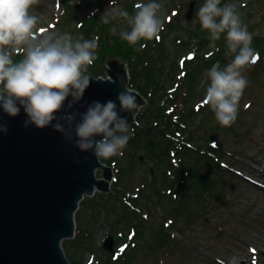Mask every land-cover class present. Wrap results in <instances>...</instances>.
<instances>
[{"label": "rangeland", "instance_id": "rangeland-1", "mask_svg": "<svg viewBox=\"0 0 264 264\" xmlns=\"http://www.w3.org/2000/svg\"><path fill=\"white\" fill-rule=\"evenodd\" d=\"M157 2L163 5V14L170 18L165 30L160 33L162 38L165 37L168 54V58L158 61L161 82L168 80L164 86L170 87V77L173 75L170 69L186 62L185 58L191 60L189 65L199 64L193 94L181 88L180 84L176 90L181 89L178 91L181 95L176 99L178 105L193 108L195 115L188 119L189 127L202 137L201 147L214 142L215 146L212 147L223 154L222 161L227 163L223 169L233 175L227 172L218 177L214 173L212 180L217 178V183L210 182L214 186L211 205H203L191 192L187 201L179 203L174 194L178 190L168 184L160 191L164 194L161 195L162 199L157 201L154 192H157L159 184L163 185V179L156 171L151 174L150 169L161 172L168 164L154 163L149 156L143 157L142 162L134 156L127 161L118 159L116 166L120 168L126 164L129 170L122 175L113 169L115 179L110 194L97 192L91 198L85 197L76 213V237L63 242L64 251L70 262L74 260L75 264H220L222 260L226 264L231 256H236L239 264H264V0H221L222 5H237L252 40L259 38L252 42L259 45L253 48L255 64L245 72L248 87L241 98L238 117L230 127L220 126L210 107L203 104L206 87L210 83L207 70L217 61L223 67L232 59L225 54L223 34L221 40L216 42L218 50L212 49L209 47L208 33L202 30L198 19L195 24L192 22L205 0ZM135 3L137 0H113L109 7L111 0H39L32 12L39 17L40 29L68 32L74 37L83 35L85 39H91L98 37L94 33L102 35L103 27H107L111 33L117 34L109 37L107 43L124 47L127 42L120 38L119 33L122 29H128L126 22L117 17L106 24L100 18L105 11L112 14L127 10L132 14L131 6L134 8ZM192 3L193 15L189 20L186 15ZM190 36L195 39L186 44L192 48L182 51L184 40L190 39ZM199 38L202 39L204 52L202 62L191 57L192 52L202 57L196 50ZM99 39L98 49L103 44L102 36ZM99 57L89 68L88 74L104 71L108 60ZM21 58L20 55L14 57L15 60ZM158 97L161 101L162 96ZM168 108L171 110L173 105ZM208 137L211 139L207 142ZM184 138L187 140L186 135ZM135 156L139 157V154ZM193 156L197 159V153ZM202 159L205 157L202 156ZM232 169L241 170L261 186L234 173ZM102 174L98 170L97 177L101 178ZM170 179H173L172 175ZM144 181L151 182L153 189L146 188L142 183ZM209 188L201 189L207 192ZM109 236L114 239L115 255L103 247Z\"/></svg>", "mask_w": 264, "mask_h": 264}, {"label": "clouds", "instance_id": "clouds-1", "mask_svg": "<svg viewBox=\"0 0 264 264\" xmlns=\"http://www.w3.org/2000/svg\"><path fill=\"white\" fill-rule=\"evenodd\" d=\"M112 3L113 0L109 7ZM38 4L39 0H0V109L15 118L22 108L27 117L25 128L51 126L66 134L69 142H73L74 131L75 146L82 152L91 151L97 159L123 156L135 128L120 112L131 113L136 122L140 107L136 95L125 86V91L117 94L119 110L111 99L103 103L93 100L83 113L68 111L58 116L66 102L71 110L83 99L91 82L89 68L97 59L99 37L85 39L83 35L74 37L68 32L38 28L39 17L32 12ZM162 9L157 0H137L132 14L127 10L112 14L105 11L100 19L106 24L117 17L126 22L128 29L120 31V38L143 51L146 44L141 41H159L170 19ZM195 15L192 22L198 19L208 33L209 47L218 50L216 42L223 34L225 54L232 57L223 67L217 61L207 70L210 83L203 99L220 126L230 127L238 117L240 101L248 87L245 72L255 64L253 37L234 3L222 5L221 0H205ZM17 55L22 58L15 60ZM60 121H65L68 128ZM7 132V125L0 123V133ZM226 264H239V260L231 256Z\"/></svg>", "mask_w": 264, "mask_h": 264}, {"label": "water", "instance_id": "water-1", "mask_svg": "<svg viewBox=\"0 0 264 264\" xmlns=\"http://www.w3.org/2000/svg\"><path fill=\"white\" fill-rule=\"evenodd\" d=\"M192 15L193 3L186 17L191 20ZM104 72L105 76L90 77L83 99L73 109L69 110L66 102L64 111L57 115L83 113L93 100L103 103L111 99L119 110L117 94L125 91V86L136 95L138 114L147 107L145 97L129 87L126 61L110 59ZM120 115L129 125L134 124L131 113ZM26 119L22 108L15 118L0 109V123L8 127L7 134L0 133V264H71L63 242L76 237L80 204L97 192L111 193L114 170L91 151H80L75 146L74 131L73 142H69L66 134L51 126L25 128ZM60 122L68 128L65 121ZM98 170L103 172L101 178L97 177ZM113 241L109 236L103 244L111 253Z\"/></svg>", "mask_w": 264, "mask_h": 264}, {"label": "trees", "instance_id": "trees-1", "mask_svg": "<svg viewBox=\"0 0 264 264\" xmlns=\"http://www.w3.org/2000/svg\"><path fill=\"white\" fill-rule=\"evenodd\" d=\"M131 7L132 12H134L133 6ZM101 33L102 35L94 33V36H98L99 38L102 36L103 42L101 47L97 49V58L103 56L107 60H110L118 57L126 61L131 76L130 87L139 91L148 102L147 107L143 108L139 113L136 123L130 125L131 128H135V133L123 150V156H114L116 158L112 157L101 160L113 167V169L115 168V171L122 175H126L129 166L125 164L124 167L120 166V168H118L116 166L118 159L127 161L131 160L130 156H134L135 158H139V161L142 162L141 160L143 157L149 156L148 158L154 163H167L168 166L161 172L154 168L150 169L151 174H153V171H156L160 173V178L163 179V185L159 184L157 192H154L157 201L162 197L161 195H164L160 193V191L165 189V186L168 184L171 185L172 188L178 190L174 192V194L178 197L179 203L187 201L189 192H191L192 194L195 193V198L200 199L203 205H211V191L214 186L210 182L213 181L214 184L217 183V178L212 180V176L216 173V176L222 177L227 172H230L223 169L224 166L220 164L225 163L222 161L223 154L220 153L216 147H212L215 146L214 142H211L210 145L207 143L205 148L204 146L203 148L201 147L200 143H202V137L199 136L198 131L195 133L193 128L189 127L188 119L193 118L195 115L193 108L178 105V100L176 99L181 95V92H178L181 89L176 90V87H180V84L182 85L181 88L187 89L189 90V94H193L192 90L196 86L194 84L196 83V78L200 69L198 66L199 64L196 66H192V64L189 65V61L191 60L185 58L184 61L186 62L175 65L170 69V72L173 73L170 77L172 82L170 87L166 88L164 84L168 82V80L165 79L161 82V66L158 64L159 60L162 62L163 59L168 58L165 37L162 38L160 34L159 41L155 39L151 41H141L142 44H146V47L143 51H137L136 48L130 46L128 43L124 47L119 44L113 46L109 45L107 43L108 38H113L117 34H114V32L111 33L107 27H103V32ZM193 39L195 38L190 36V39L187 38V40H184L185 45L182 46L181 50L187 51L191 49L192 47L190 44L186 43H189L190 40ZM256 40L258 41L259 38H255L252 42ZM120 41L122 40L120 39ZM197 41L196 50L199 56L202 57H197L195 55L193 57L199 59L200 61L198 62H202L204 60V52L201 48L202 39L199 38ZM258 46V44H252V48ZM179 54L180 52L176 53V55ZM204 63L207 64L208 62L204 61ZM103 73L104 71H101V73L96 74V72L93 71L92 74L89 75L90 77H99L103 75ZM158 96H162L161 101ZM170 105H173V108L168 110ZM167 110L169 113H167ZM184 135H186L187 140H185ZM210 139L211 138L208 137L206 141L208 142ZM193 142L197 144L194 145ZM140 151L142 153H139ZM194 153H197V159L195 158L196 156H193ZM138 154L139 157L135 156ZM202 156H204L205 159L201 161L200 158ZM230 174L233 175L232 173ZM171 175L173 176L172 180L170 179ZM142 183L146 188L150 187L151 190L153 189L151 187V182L144 181ZM202 187L210 188L205 192L201 189ZM175 203L176 202H174V204ZM71 264H75L74 260L71 261Z\"/></svg>", "mask_w": 264, "mask_h": 264}]
</instances>
